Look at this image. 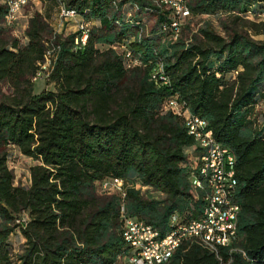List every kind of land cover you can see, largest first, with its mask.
<instances>
[{"label": "trees", "instance_id": "obj_1", "mask_svg": "<svg viewBox=\"0 0 264 264\" xmlns=\"http://www.w3.org/2000/svg\"><path fill=\"white\" fill-rule=\"evenodd\" d=\"M249 2L186 0L176 32L159 0H58L88 23L82 43V27L58 31L39 11L21 42L0 0V264H127L122 203L126 215L161 231L170 215L197 217L204 200L190 179L194 138L183 116L164 109L170 96L232 152L240 213L237 249L220 255L187 241L166 264H264V124H245L264 83V38L237 24L264 11V0H251L253 9ZM204 13L223 14L225 34L208 26L184 32L190 14ZM48 51L45 79L55 88L34 92ZM11 144L38 160L28 185L14 183ZM106 176L123 178L124 195L99 189ZM16 229L24 240L15 262L8 239Z\"/></svg>", "mask_w": 264, "mask_h": 264}, {"label": "built area", "instance_id": "obj_2", "mask_svg": "<svg viewBox=\"0 0 264 264\" xmlns=\"http://www.w3.org/2000/svg\"><path fill=\"white\" fill-rule=\"evenodd\" d=\"M171 1L172 7L178 10V19H171L169 28L174 31L180 23L182 13L188 12L184 0ZM21 0H11V7L5 15V25L14 28L23 15ZM61 17L77 18L78 26H82V34L75 41L83 39V33L87 31L88 23L84 22L77 14L69 10L58 9ZM11 14H18V21H11ZM168 26H164L167 28ZM129 50L126 55H129ZM137 62V60H134ZM49 51L45 60L39 63L33 80L37 77H47L50 72ZM163 75V71L157 68ZM165 78V77H164ZM164 109H171L176 114L183 116L188 132L194 138V144L188 148L192 157L193 171L191 184L203 191V206L197 217L184 219L182 215H170L168 229L155 231V237H147L145 220L136 216L126 215L124 203L120 206V217L123 220L122 236L127 247L121 258L127 264H159L169 254L172 245L182 239L186 232H202L206 236L215 238L221 249L229 252L237 249L234 242L237 240L238 229L235 225V216L238 215L239 201L231 186V170L236 164L232 159L227 145L216 142L210 137L207 121L201 117H194L190 112L182 109L177 98L170 96L164 102ZM195 160H202V167H195ZM99 189L103 192L119 191L125 193L124 180L121 177L106 176L99 182ZM21 221L26 220V215ZM149 242H157L160 246V256H152L149 250ZM240 250V249H238ZM83 264V263H79Z\"/></svg>", "mask_w": 264, "mask_h": 264}, {"label": "rangeland", "instance_id": "obj_3", "mask_svg": "<svg viewBox=\"0 0 264 264\" xmlns=\"http://www.w3.org/2000/svg\"><path fill=\"white\" fill-rule=\"evenodd\" d=\"M251 8H257V3L251 2ZM59 3L58 0H30L28 4L23 9V15L19 20V23L14 26L12 29V33L19 37L20 41L23 42L25 40L24 36V28L27 23L28 16L34 11L41 12L48 22L58 31L71 32L78 29V20L77 18H65L61 17L58 13ZM257 12V9H256ZM224 18L223 14H198L192 15L185 20L189 22L190 30L184 29V32L189 34L191 31H196L198 27L208 26L213 28L217 32L221 34H225L224 29L221 25V19ZM251 21H254L259 27L258 30H254V26H252ZM264 21V11L253 14L252 12H247V14L243 15L242 18L237 20V24H243L244 28L247 29L249 34L255 39H263L264 34V24L261 22ZM235 72H231L229 76H232ZM43 88L54 89L55 86L52 82L46 81L44 77H37L33 82V90L34 92H39ZM245 124L249 126L255 127L257 129L263 127L264 124V83L261 91L256 97L255 103L249 107L247 117L245 119ZM264 136V128L263 133ZM38 160L32 158L31 156L23 154L16 145L8 146V155H7V165L14 172V183L28 185L30 182V172L29 167L36 163ZM134 173H131L133 176ZM136 186H141V190L146 188L145 185H140V183H136ZM148 194H151V191H147ZM154 196L161 197L162 193H152ZM23 236L19 230L16 229L9 236V250L11 254V258L16 262L18 254L23 249Z\"/></svg>", "mask_w": 264, "mask_h": 264}, {"label": "bare ground", "instance_id": "obj_4", "mask_svg": "<svg viewBox=\"0 0 264 264\" xmlns=\"http://www.w3.org/2000/svg\"><path fill=\"white\" fill-rule=\"evenodd\" d=\"M4 1L8 5L9 9H10L11 0H4ZM27 1L28 0H21V8H23V6L27 3ZM159 2L161 4H163L165 7H167V9L172 11L173 19H178V10H177V8L172 7L171 1L159 0ZM184 4H185V7L188 9L187 4H186V0H184ZM70 12H72V11H70ZM72 13H74V12H72ZM187 16H188V12L182 13V16H180V23ZM11 21H18V14H11ZM178 26H180V25H178ZM178 26L175 27L174 31H176V32L178 31ZM78 27H82V26H78ZM85 32L83 33V39H81L82 43H85L86 38H87V35H86ZM210 137L213 140H215L213 135H212V133H211V131H210ZM229 152L232 155V159H234V156H233L232 152L230 150H229ZM195 161H202V160H195ZM200 167H202V163H201ZM231 186L234 189V192L236 193L237 180H236V177H235V165L233 166V168L231 170ZM239 213H240V207L238 206V215H239ZM174 215H180V214H174ZM238 215L235 216L236 228H237ZM145 224L147 226V237H155V231H157L158 229L155 228L154 226H152L151 224H148V223H145ZM187 241H196V242L202 244L204 247H206L207 249H209L210 251H212L214 253H217L218 248H220L219 242L215 238H213L211 236H206V234H203L202 232H186L183 235L182 239L176 241L172 245L169 254H167L165 256V259L161 260L159 262V264H166L170 260V258L173 255V253L184 242H187ZM149 250L151 251V255L152 256H160V246H159V244L157 242H149Z\"/></svg>", "mask_w": 264, "mask_h": 264}]
</instances>
